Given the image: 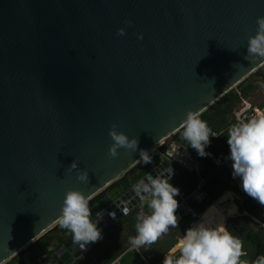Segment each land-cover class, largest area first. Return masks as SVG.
Returning <instances> with one entry per match:
<instances>
[{"label": "water", "instance_id": "95a60500", "mask_svg": "<svg viewBox=\"0 0 264 264\" xmlns=\"http://www.w3.org/2000/svg\"><path fill=\"white\" fill-rule=\"evenodd\" d=\"M259 16L264 0H0V264L57 224L67 190L92 199L141 150L150 170L92 215L102 236L140 180L178 171L156 147L264 64L245 58ZM113 124L136 151L108 156ZM80 254L71 235L41 264Z\"/></svg>", "mask_w": 264, "mask_h": 264}, {"label": "clouds", "instance_id": "9594fccd", "mask_svg": "<svg viewBox=\"0 0 264 264\" xmlns=\"http://www.w3.org/2000/svg\"><path fill=\"white\" fill-rule=\"evenodd\" d=\"M257 29L254 36H249L247 53L249 60H264V16L257 17ZM125 24L131 25V20ZM117 36L126 35L124 28L117 30ZM142 35L138 39H142ZM118 125L113 124L109 129L112 143L108 156L116 158L119 149L136 151L138 140L118 131ZM182 138L194 148L201 157L207 156L205 148L210 145V137L219 136L206 121L201 119L199 111L189 110L181 124ZM230 159L233 162V178L239 177L246 194L264 206V116L252 118L247 122L240 121L227 130ZM144 163L151 162L147 151H140ZM74 160L68 171L78 170ZM170 176H148L135 186V191L141 194V205L146 206L148 213H139L136 217L135 236L128 238L129 250H147L151 248L170 229L178 226V201L175 199L180 193L170 182ZM77 180L89 183L87 170L77 171ZM91 196L83 192L69 189L65 193L60 216L56 223L72 233L73 243L80 249L86 250L90 243L102 239V230L97 227L99 221H93L90 209ZM175 253V250H174ZM179 256L165 255L163 264H264V255L255 260L242 259L248 255L244 241L233 235L224 226L211 227L203 221L186 230L179 246ZM119 264V258L113 262Z\"/></svg>", "mask_w": 264, "mask_h": 264}, {"label": "trees", "instance_id": "16d2710c", "mask_svg": "<svg viewBox=\"0 0 264 264\" xmlns=\"http://www.w3.org/2000/svg\"><path fill=\"white\" fill-rule=\"evenodd\" d=\"M262 84H264V64L201 113V119L206 121L209 127L219 134V136L210 137L211 143L205 149H211L214 153H220L227 150V147L223 144V139L227 136V130L233 124L240 122L234 114L235 111L238 110L240 104L248 99ZM263 104L264 100L260 105ZM170 138L188 148L195 157L201 159L205 163L201 174L208 178L205 188L209 194L213 195L215 186H219L220 191L234 189L236 178H233V176L228 174L226 170L214 172L211 169L208 160L205 157L199 156L197 151L182 138L181 128L172 134ZM151 167L152 161L150 163H144L142 160L138 162L135 166L129 169L124 176L113 182L91 199V213L100 209L98 204L101 202L99 201L103 202L102 206L112 201L109 196V191L116 189V192H119L130 188L134 183L141 179ZM196 179L197 176L195 173L180 168L171 176L169 182L174 187H177L180 192H188L193 188ZM244 198L245 199L240 205V215L228 218L225 223V228L233 235L239 236L244 241L245 250L248 255L242 257V259L252 261L258 256L264 255V206H261L249 195ZM203 209L204 207H201L200 211ZM243 211L249 212L263 225H259L249 216L242 214ZM141 212L148 213L149 210L146 206H142L140 201L137 205L129 209V211L118 221L121 225H125V231L123 233L117 234L119 231L118 226L120 225H114L104 234V236H102L104 241H100V239L98 242L93 243L89 253H81L69 264H109L118 257L120 264H145V260L142 258L141 254L136 252V250H129L128 244V238L136 235V217ZM191 221L192 219L190 217H182L178 221L177 228H179L180 225L187 226ZM177 228H175V230H177ZM171 230L172 229H170L169 234L171 233ZM71 235L72 233L70 231L63 229L56 224L52 229L21 251L29 252L36 250L37 254H32L25 258H21L17 254L6 264H40L45 259L50 258L54 251ZM174 242L175 239L168 236L163 241L158 239L151 248L147 250L140 249L139 251L149 263L156 264L163 256H165V254H167ZM92 254L96 257L97 263L93 262L91 258ZM149 254L151 255L150 257ZM173 254L178 257L180 254L179 250Z\"/></svg>", "mask_w": 264, "mask_h": 264}, {"label": "built area", "instance_id": "2783aa9c", "mask_svg": "<svg viewBox=\"0 0 264 264\" xmlns=\"http://www.w3.org/2000/svg\"><path fill=\"white\" fill-rule=\"evenodd\" d=\"M234 114L236 115L239 121L247 122L252 118H259L261 116H264V104L254 105L250 107L248 110L238 109L235 111ZM223 144L227 147L226 151L220 153H214L211 149H205L208 155L204 157L208 160V162L211 165V169L214 172H218L220 170H226L228 174L233 176L232 175L233 162L229 158L230 147L228 145L227 136L224 137ZM155 152L162 159H165L169 162H174L180 168H184L189 172H193L197 176L193 188L188 192L181 191L179 195L176 197V200L178 201V209L176 211L178 221L182 217H190L192 221L196 220L197 218H199L200 213L211 203H214L216 209L219 212H221L223 215H225V223L228 218L235 217L238 214V210L236 213H231V214L229 213V208L231 207L232 202L235 203L236 202L235 199H238L241 195L244 196L248 195L244 192L241 186L242 181L239 177H236V183L234 185V189L230 190L232 193V197L218 199V197H213L212 195H210L205 188L208 182V178L201 174V171L203 170L205 163L201 159L195 157L188 148L168 137L164 141H162L158 145V147H156ZM140 197L141 194H138L137 191H135L134 189L133 192L131 193V198H134L138 204L141 201ZM122 203L125 205V202ZM201 207H204L202 211H200ZM113 218L114 216H111L110 220H112ZM121 218H119V220ZM92 244H88L86 246V250L80 249L78 245L77 248L81 251L82 254L89 253L91 251L90 248ZM116 260L117 258L109 264H113V262ZM163 260L164 259H162L156 264H163ZM44 264H50V262L46 261ZM146 264H151V263L146 261Z\"/></svg>", "mask_w": 264, "mask_h": 264}, {"label": "rangeland", "instance_id": "374dc122", "mask_svg": "<svg viewBox=\"0 0 264 264\" xmlns=\"http://www.w3.org/2000/svg\"><path fill=\"white\" fill-rule=\"evenodd\" d=\"M264 100V84H262V85H260V87L259 88H257L252 94H251V96L248 98V99H246L244 102H242L241 104H240V106H239V109H241V110H248L250 107H252V106H254V105H260L261 103H262V101ZM116 190V189H115ZM217 190H219V186H216L215 187V191H217ZM227 192H231L230 190H227ZM226 192L224 191L221 195H224ZM245 196L244 195H241L238 199H235L236 200V203L238 204V207H239V215H240V205H241V203H242V201L245 199L244 198ZM99 202H101V203H99L98 204V207L101 209L102 207V204H103V202L102 201H99ZM100 209H97L96 211H94L93 213H92V215L95 213V212H97L98 210H100ZM242 213H244V212H242ZM248 214H245L244 213V215H247V216H249L251 219H253L254 220V218L256 219V217H254L253 215H251L249 212H247ZM238 215V214H237ZM236 215V216H237ZM251 215V216H250ZM200 216V215H199ZM255 221V220H254ZM259 225H263L260 221L259 222H257ZM190 225L191 224H188L187 226H179V228H177V230H175V229H172L171 230V233L169 234V232L167 233V234H165V235H163L162 237H165V236H173V235H177V236H179V237H181V238H183V236H184V234H185V232H186V230L188 229V228H190ZM119 227V231H118V233L117 234H121V233H123L124 231H125V225H121L120 224V226H118ZM253 227V226H252ZM167 236V237H168ZM180 238V239H181ZM162 239V238H161ZM104 241V238L103 239H101L100 241ZM140 254H142L140 251H138ZM18 255L20 256V257H25V256H28V253H27V251H25V252H20V253H18ZM91 258H92V260H93V262L94 263H97V259H96V257L92 254L91 255ZM159 262V261H158Z\"/></svg>", "mask_w": 264, "mask_h": 264}, {"label": "bare ground", "instance_id": "6f19581e", "mask_svg": "<svg viewBox=\"0 0 264 264\" xmlns=\"http://www.w3.org/2000/svg\"><path fill=\"white\" fill-rule=\"evenodd\" d=\"M154 149V148H153ZM224 195H220L218 197V199H223V198H228V197H232V193L231 192H227ZM237 212V207L236 204L234 202H232L231 207L229 208V213H236ZM204 222L207 225L211 226V227H216V226H224L225 227V215H223L221 212H219L214 203L209 204L201 213L199 218H197L196 220L191 222L190 227H193L195 225H197L200 222ZM183 239V238H182ZM181 239V240H182ZM180 241H178L177 245H180Z\"/></svg>", "mask_w": 264, "mask_h": 264}, {"label": "crops", "instance_id": "0c3cea01", "mask_svg": "<svg viewBox=\"0 0 264 264\" xmlns=\"http://www.w3.org/2000/svg\"><path fill=\"white\" fill-rule=\"evenodd\" d=\"M216 187V186H215ZM125 190H121V191H119V192H116V190L115 189H113V190H111V191H109V196L111 197V199L113 200L114 198H116V197H118L119 195H121L123 192H124ZM224 191H227V190H224ZM224 191H220V189L219 190H217V191H214V193H213V197H219ZM211 195V194H210ZM235 204H236V207H237V210H238V212H239V207H238V204L235 202ZM105 205V204H104ZM103 205V206H104ZM102 206V207H103ZM245 214H248L247 213V211H243ZM244 213H242V214H244ZM238 215H239V213H238ZM249 215V214H248ZM251 216V215H250ZM254 220L257 222V221H259L257 218L255 219L254 218ZM118 222H116L114 225H120L121 223L119 222L118 224H117ZM189 224H191V223H189ZM113 225V226H114ZM112 226V227H113ZM180 226H184V225H180ZM111 227V228H112ZM110 228V229H111ZM168 236V235H167ZM167 236H165V237H161L159 240H161V241H163V240H165L166 238H167ZM171 237H173L174 239H175V242H174V244L170 247V249L168 250V252H167V254H165V255H170V254H173L174 253V250H175V252L177 251V250H179V246L180 245H177L178 244V241H180L182 238L181 237H179V236H177V235H173V236H171ZM181 238V239H180ZM28 253V256H31L32 254H37V252H36V250H34V251H29V252H27ZM28 256H25V257H28ZM141 256H142V258L145 260V264H146V258H144L143 257V255L141 254ZM151 255L149 254V257H150ZM24 256L23 257H21V258H25ZM165 258V256H163L159 261H161L162 259H164Z\"/></svg>", "mask_w": 264, "mask_h": 264}]
</instances>
